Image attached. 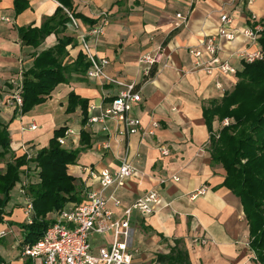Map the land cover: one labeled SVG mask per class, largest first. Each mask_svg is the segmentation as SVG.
<instances>
[{"label": "crops", "instance_id": "crops-1", "mask_svg": "<svg viewBox=\"0 0 264 264\" xmlns=\"http://www.w3.org/2000/svg\"><path fill=\"white\" fill-rule=\"evenodd\" d=\"M58 3V0H27L26 8L17 13L15 0H0V127L5 129L10 142L5 157L0 146V171L15 155H26L29 165L22 168L21 182L25 176L32 180L37 174L32 172V159L49 146L59 128L83 130L81 109L67 113L71 93L88 99L90 105L106 108L119 91V87L102 79L73 74L69 83L60 84L45 103L26 114L8 103L13 94L20 91L22 94L24 73L32 68L35 54L55 46L58 40L52 34L34 49L24 44L21 30L40 28L46 18L54 15ZM72 3L75 14L88 21L75 18L80 28L68 24L62 34L75 38V44L67 47V62L73 63L83 52L79 37L107 21L103 36L87 35L93 52L98 59L109 60L105 68L107 76L136 83L142 95V102L133 112L141 120L142 129L124 143L119 144L115 138L116 122L108 120L89 131V143L83 145L80 135L63 145L70 150L81 149L78 164L69 166V174L76 178L84 196L99 188V183L84 172L85 167L115 169L126 151L135 172L115 192L116 197L129 206L149 191L160 193L161 200L154 206L153 214L143 216L135 212L132 219L136 250L132 264H158L157 256L169 255L176 242L188 252L190 264H259L249 247L250 230L241 201L222 187L226 171L211 157V136L218 134L222 122L215 119L211 132L204 116V109L212 101H220L232 90L236 77L209 76L195 69L191 51L200 48L206 36L218 33L221 16L225 14L233 19L230 29L236 38L217 39L220 56L230 58L245 48L255 49L244 32L253 26L252 16L264 22V0H72ZM178 14L185 16V23ZM160 47L163 62L153 68L155 76L147 79L140 57ZM154 122L159 127L151 136L147 132ZM32 124L37 125V130L29 129ZM105 141L110 142L109 149L102 148ZM161 146L169 150L168 155L160 152ZM19 186L13 192H19ZM203 189L204 195L192 199ZM15 205L8 208L12 214L0 225V232L12 228L11 223L26 221L25 206ZM109 207L116 215L121 214V209L112 203ZM105 236L103 240L91 241L95 251L111 244V235ZM4 239L0 238V242ZM19 242L17 239L14 247L18 248ZM25 261L19 257L10 264Z\"/></svg>", "mask_w": 264, "mask_h": 264}, {"label": "trees", "instance_id": "trees-1", "mask_svg": "<svg viewBox=\"0 0 264 264\" xmlns=\"http://www.w3.org/2000/svg\"><path fill=\"white\" fill-rule=\"evenodd\" d=\"M59 6L52 17L46 18L40 28L21 30L22 41L26 46L37 49L47 37L56 34L57 44L35 54L32 68L24 73L22 114L32 111L45 103L64 83H69L73 74L86 76L90 67L86 55L80 52L77 59L67 62L69 45L75 44V38L62 35L74 18L84 19L73 11L72 0H58ZM27 6V0H15L17 13ZM95 25V22H90ZM62 35V36H61ZM259 44L264 52V32L258 34ZM155 76L152 70L149 78ZM236 82L232 90L220 101H212L204 109V116L210 131L215 119L223 122L229 118L231 123L222 127L218 134H212L210 150L212 160L223 166L226 177L222 184L231 190L241 201L250 230L249 247L259 264H264V59L252 64L243 63L235 75ZM90 101L71 93L68 98L67 113L82 111V124L89 116ZM68 127L59 128L50 140L49 146L38 151L32 159L36 166V176L25 187L26 195L32 201L33 212L30 221L19 223L21 239L18 249L35 244L54 223L55 216L68 206L81 204L86 195L80 191L75 177L69 174V166L77 165L81 149L70 150L62 146L58 139L65 135ZM91 141V133L81 132V143ZM7 132L0 127L1 155L10 151ZM29 165L26 155L14 156L12 162L0 171V225L6 217L12 200V192L21 183L22 168ZM37 178V179H35ZM21 207H24L20 205ZM14 225V223H11ZM158 264H190L188 252L176 242L169 255H158ZM0 264H7L0 256ZM24 264H33L27 259Z\"/></svg>", "mask_w": 264, "mask_h": 264}, {"label": "built area", "instance_id": "built-area-1", "mask_svg": "<svg viewBox=\"0 0 264 264\" xmlns=\"http://www.w3.org/2000/svg\"><path fill=\"white\" fill-rule=\"evenodd\" d=\"M252 1V0H251ZM60 6L61 4L58 3ZM75 28H80V24L72 14L66 10ZM177 17L186 22L185 16L178 14ZM253 26L248 28L244 34L252 40L255 49L245 48L233 54L230 58L220 56V46L217 39L233 41L236 33L230 28L233 19L230 15L221 16V26L216 35L206 36L200 43V48H194L191 55L194 58V68L204 71L209 76H235L241 69L243 63L252 64L264 59V52L258 41V34L264 32V22L258 21L256 16H252ZM105 21L103 25L94 26L87 32V35L101 37L105 34ZM87 35L79 37V43L83 53L90 62L87 71V78L102 79L107 83L119 87L117 96L106 107L91 104L89 106V116L84 130L90 131L98 124H104L108 120H113L117 124L115 138L122 144L125 140L142 129L141 120L133 115L135 108L142 102V95L137 89V84L125 83L121 80L111 78L105 74V68L109 65L106 58L98 59L92 49ZM163 50L144 53L139 60L143 75L149 78L154 67L163 62ZM219 88H222L218 84ZM21 91L13 94L9 99L10 105L19 108L23 106ZM98 111V112H97ZM97 112V113H96ZM231 123L229 118L222 122V127ZM159 127L158 122L152 124V130L147 133L155 135ZM30 130H37V125L32 124ZM81 131L68 128L63 137L58 139L63 146L69 139L81 135ZM102 148L109 149L110 142L102 143ZM160 152L166 156L169 150L161 146ZM120 164L115 169L85 167L84 172L89 178L99 183V188L92 189L86 193V198L81 204H75L63 209L55 216L54 223L47 229L42 238L35 244L25 246L21 252V260L30 259L33 264H132L136 250L133 247V229L131 222L135 212L143 216L151 215L155 212L154 206L161 200L159 192L152 190L140 197L129 206H125L116 197L115 192L124 186L127 179L131 178L135 168L126 151L119 157ZM178 182V177H173ZM32 181L31 179L22 181L19 192L25 202V216L30 221L33 212L32 201L26 195L25 187ZM206 189L200 190L192 196L196 199L198 195H204ZM112 203L121 209L118 216L109 207ZM111 235V244L101 246L94 250L90 237L93 235ZM8 235L6 230L0 232V238ZM198 241V240H197ZM203 243H206L203 241Z\"/></svg>", "mask_w": 264, "mask_h": 264}, {"label": "rangeland", "instance_id": "rangeland-1", "mask_svg": "<svg viewBox=\"0 0 264 264\" xmlns=\"http://www.w3.org/2000/svg\"><path fill=\"white\" fill-rule=\"evenodd\" d=\"M32 172L36 173V171L34 169V164L32 165ZM34 176H36V175H34ZM29 179H30V176H25L23 181L29 180ZM35 179H37V178H35ZM32 180H34V179L32 178ZM12 193H13L12 194V200L10 203L11 207H13V206L17 207L15 205V203L17 205H21L22 203L25 202V200L21 196L20 192H12ZM23 206H25V205L23 204ZM26 220H27V217H26ZM6 231L8 233V236L5 237L6 239H4L3 241L0 242V256L4 259V261L6 263L10 264L11 261H16L17 259H19V257H21L20 249H18L16 246L14 247L16 240L19 239V241H20L21 229H20V226L18 225V223H16V224L12 225V228L7 229ZM104 236L96 235L95 237H90V241H92L93 239L103 240ZM105 237H107V236H105Z\"/></svg>", "mask_w": 264, "mask_h": 264}]
</instances>
